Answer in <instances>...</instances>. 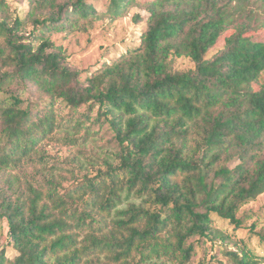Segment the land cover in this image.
Returning <instances> with one entry per match:
<instances>
[{
	"label": "trees",
	"instance_id": "obj_1",
	"mask_svg": "<svg viewBox=\"0 0 264 264\" xmlns=\"http://www.w3.org/2000/svg\"><path fill=\"white\" fill-rule=\"evenodd\" d=\"M28 1L21 20L0 0V221L17 253L1 249L0 264H186L190 238H229L213 217L241 229L238 210L264 193V38L251 39L264 0H106L111 20L142 8L146 28L84 80L48 35L92 24L94 6ZM181 57L194 68L174 71ZM95 123L113 133L114 163L77 180L43 143L75 145ZM226 255L258 262L245 247Z\"/></svg>",
	"mask_w": 264,
	"mask_h": 264
},
{
	"label": "rangeland",
	"instance_id": "obj_2",
	"mask_svg": "<svg viewBox=\"0 0 264 264\" xmlns=\"http://www.w3.org/2000/svg\"><path fill=\"white\" fill-rule=\"evenodd\" d=\"M98 14V19L92 24L81 21V30H65L60 33L48 35L50 41L60 47L66 57V62L74 70L80 73L81 80L90 76L102 66L103 63H111L127 50H131L139 45V38L146 28L147 13L139 6L131 7L125 16L111 20L102 13L106 9V0H89ZM140 3L146 0H138ZM10 15L23 20L30 9L28 0H5ZM139 16L140 21L136 22L135 17ZM264 18V14L261 15ZM30 30L26 28V32ZM230 32L222 35L214 47L208 52L207 58H211L224 46V38ZM264 38V31L251 35L253 41H260ZM174 71H185L194 68V64L186 58H174L171 62ZM259 84H264V73L258 79ZM257 85L254 84V88ZM79 115L88 113L87 106L78 110ZM55 112L59 117H65L70 109L64 103L57 102ZM91 118L96 115V108L91 112ZM92 134L84 140V131L74 135L78 138V143L71 146L62 145L60 142L45 140L43 145L51 160H57L64 166L72 168L77 180L83 175L90 174L97 168H104L103 161L111 163L114 161L113 152L116 145L113 140V133L107 124L95 123L92 127ZM57 133L56 136H61ZM30 170V168L28 169ZM70 183L64 182L66 187ZM242 221V227L233 231L225 222L213 217L212 230L229 235L225 241L216 238L209 241L204 238L193 237L188 240V244L193 245V254L186 264H233L230 256L226 252H237L245 247L253 255L257 264H264V239L260 235L264 234V193L259 195L254 201L243 205L236 214ZM7 224L0 221V250L5 251L8 258H13L17 253L9 244L7 235ZM149 264V263H145ZM164 264H170L165 262Z\"/></svg>",
	"mask_w": 264,
	"mask_h": 264
}]
</instances>
